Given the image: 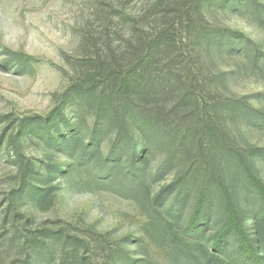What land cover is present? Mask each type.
Instances as JSON below:
<instances>
[{"label": "rangeland", "instance_id": "1", "mask_svg": "<svg viewBox=\"0 0 264 264\" xmlns=\"http://www.w3.org/2000/svg\"><path fill=\"white\" fill-rule=\"evenodd\" d=\"M225 4L0 0V264H23L27 257L19 238L29 234L41 242L45 231L58 238L56 258L50 264H60L69 250L96 264H102L110 252L118 264H252L234 246L213 251L209 246L212 232L198 239L190 234L186 222L191 199L177 208L171 206V198L151 203L175 181L183 166L177 160L166 168L162 164L178 146L173 133L165 135L159 145L153 144L146 155L144 187L150 193H132L128 190L135 180L127 167L130 147L126 151L114 148L115 129L99 119V107L90 97H79L76 92L77 85L89 84L115 65V57H125L122 51L134 34L142 36L170 26L181 38L191 21L240 41L235 43L243 48L240 55L212 59L215 71L229 74L220 94L264 111V0ZM182 8L185 14L180 20ZM174 22L178 24L173 26ZM149 115L157 117L155 110ZM97 121L103 124L100 134L93 132ZM36 126L40 128L35 130ZM69 126L78 129L76 137L67 133ZM225 131L264 183V131L244 123H230ZM74 142L81 145L76 154L67 149ZM197 148L195 141V154ZM157 170L162 173L156 181ZM224 173L225 184L233 188L231 181L239 179L236 165ZM244 196L252 219L247 228L257 232L264 263V222L252 217L253 201L246 192ZM69 233L79 240L74 249L59 239ZM180 238L197 240L215 259L207 261L199 252L192 258L180 247Z\"/></svg>", "mask_w": 264, "mask_h": 264}, {"label": "trees", "instance_id": "2", "mask_svg": "<svg viewBox=\"0 0 264 264\" xmlns=\"http://www.w3.org/2000/svg\"><path fill=\"white\" fill-rule=\"evenodd\" d=\"M214 1L226 2L227 5L228 0H201V6ZM183 14L184 8L178 11L180 20ZM193 23H186L188 26L185 25L181 38L177 36L175 27L170 26L142 36L134 34L122 51L125 57L122 56L120 60L115 57V65L105 68L100 77L89 84L77 85L76 92L79 97H90L91 102L99 107V119L115 129L114 148L126 151L130 147L127 167L131 168L132 178H135L128 188L130 192L143 196L150 193L144 187L149 165L145 160L146 155L153 144L159 145L165 135L173 133L178 139V146L171 150L162 164L166 168L177 160L184 168L182 166L183 170L180 169L175 181L158 197L151 199V203L155 200L159 204L171 198V206L177 208L187 205L191 199L186 225L195 239L201 237L202 233L212 232L209 246L213 251L231 245L241 258L252 264H264L260 261L257 232L247 228V222L252 219L249 218L248 201L242 198L246 192L254 204L252 217L264 222V183L255 175L245 156L231 145L225 131L230 123H244L264 131V111L220 94L219 89L229 74L215 71L212 59L215 56L240 55L243 48L235 46L240 41L233 42L235 38L227 36L222 30ZM177 24L174 22L173 26ZM151 110L156 112L155 119L149 115ZM175 113L177 116L170 122ZM97 122L94 124V134L104 130L103 124ZM39 128L36 126L34 129ZM78 132L77 128L71 126L67 131L74 137ZM140 139L145 141L139 142ZM139 146L140 154L136 152ZM80 147L79 142H74L67 149L76 154ZM233 165L239 171V179L231 181L234 184L232 188L225 184L223 178L227 174L224 171ZM161 173V170H157L153 178L157 181ZM241 204L245 206L241 207ZM15 218L13 216V221L17 223ZM17 231L20 232L19 229ZM12 233L17 232L13 230ZM55 234L45 231V240L41 242L34 241L29 234L22 235L19 240L27 257L23 264H50L55 260L57 247L54 244L58 239ZM59 239L65 247L73 249L78 240L70 233ZM195 239L180 238L177 242L192 258L199 252L200 257L207 261L215 259L216 256ZM85 243L83 240L82 244ZM114 258L110 252L102 264H118L113 261ZM60 261V264H96L91 260L86 261L76 250L66 252ZM119 264H123V261Z\"/></svg>", "mask_w": 264, "mask_h": 264}]
</instances>
